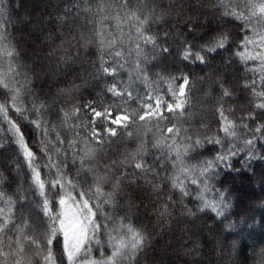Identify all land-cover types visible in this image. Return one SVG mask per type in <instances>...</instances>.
<instances>
[{"label": "trees", "instance_id": "trees-1", "mask_svg": "<svg viewBox=\"0 0 264 264\" xmlns=\"http://www.w3.org/2000/svg\"><path fill=\"white\" fill-rule=\"evenodd\" d=\"M246 2L223 0L237 11H247ZM224 12L220 0H0L4 46L14 50L12 57H0L8 84L0 85V104H7L8 119L19 129L16 134L0 117V192L13 201L16 225L10 224L4 237L0 264H42L34 246L25 242L18 253L8 247V237L15 240L21 229L43 250L50 231L43 202L47 199L58 214L66 191L77 202L79 193H86L95 213L99 243L89 244L90 259L110 256L109 237L125 235L131 225L145 236L144 244L117 264H264V109L255 107L260 100L253 94V81L257 91L264 90V73L258 60L243 63L236 55L253 29ZM137 27L155 44H145ZM221 36L228 37L225 46L207 51ZM189 46L205 57L203 63L183 59ZM248 50L261 51L256 44ZM9 62L19 75L8 72ZM103 67L116 72L107 75ZM182 77L189 81L182 109L168 112L165 105L163 119L140 120L146 111L141 104H154L157 95L175 103L168 82L174 80L176 88ZM113 84L124 94L109 92ZM88 105L110 107L113 117L127 112V127L94 117ZM221 108L235 124L234 136L223 131ZM65 112L75 114L65 121ZM94 127L116 128L117 135L104 134L98 143ZM170 127L179 132L168 133ZM18 135L33 153L31 164L45 183L44 196ZM221 155L226 159L200 176L203 166ZM136 162L144 170L136 169ZM57 179L63 188L52 187ZM174 181L182 182L187 195L173 188ZM201 195L216 204L219 215L201 210ZM0 208H6L3 201ZM51 247L56 264H68L62 233ZM83 260L82 254L75 264Z\"/></svg>", "mask_w": 264, "mask_h": 264}, {"label": "snow or ice", "instance_id": "snow-or-ice-1", "mask_svg": "<svg viewBox=\"0 0 264 264\" xmlns=\"http://www.w3.org/2000/svg\"><path fill=\"white\" fill-rule=\"evenodd\" d=\"M221 7L225 8L224 15L232 16L240 21L245 23L247 28L253 29L252 37H245L243 43L241 44V48L243 51L236 53L241 62L247 63L249 60H258L260 62L261 68L260 71L264 73V31H256V27L259 25L261 28H264V24H261V21H264V0H247L246 8L247 11H237L236 7H230L229 5H225L223 0H220ZM135 16V14H133ZM4 25L0 23V29H3ZM138 36L143 39L145 44H155V39L152 36L145 34L140 27L136 29ZM227 36H221L219 39L215 40L208 47L207 51H216L218 48H223L227 42ZM6 37L3 31H0V57L7 56L12 57L14 55V50L7 48L4 46V41ZM250 44H256L261 51L260 52H252L248 50V46ZM163 51H167V49H163ZM141 52L140 45L137 44V55L139 56ZM116 56H121L122 53L117 51L115 53ZM189 58H193L195 60L204 62L205 57L200 53H193L191 47L185 48L183 53V59L188 60ZM137 68L139 69V64H137ZM8 72L10 74L19 75L16 71L15 67L11 65L9 62ZM103 72L107 75H112L116 72V68L103 67ZM147 80V77H144ZM261 82L264 83V75L261 76ZM169 92L171 93L175 103H166L162 97L159 95L156 96L154 104H141V107L146 109L142 114H140L139 119L144 120L147 116H151L157 119H163V113L161 112L162 106H165V111L173 112L178 109H182L186 93L185 88L188 85L189 81L187 77H182V83L174 88L173 83L174 80L169 81ZM256 82L253 81V94L255 97L259 98L260 102L255 105L258 109H264V90L257 91L255 89ZM0 85L4 88H8V84L5 82L3 78V74L0 73ZM9 91H14L9 88ZM113 95H123L124 90L118 89L115 84H113L109 89ZM127 96L129 98L132 97V92L127 91ZM224 95H229L228 91L225 90ZM148 99H152V96L149 95ZM13 102V107H15V102L17 100V95H13L11 97ZM94 117L103 118L108 121L112 125H116L117 127H127V121L129 120V115L127 112H124L120 115H116L113 117V112L110 107H105L101 110H97L91 105L86 106ZM9 108L7 104H0V117L8 120L9 126L11 129L15 130V133H19V129L16 127L11 120L8 119L7 112ZM16 111H20L17 107ZM75 111H79L76 109ZM220 116L224 123L223 131L230 136H234L235 132L233 131L235 124L233 121L228 120V118L224 115V110L221 108L219 110ZM75 112L64 113L65 121H67ZM248 118H252L249 116ZM93 123H95L93 121ZM37 127H40V124L37 123ZM261 127L258 126L255 131H260ZM92 136L96 139L98 143L102 142L104 134L108 136H116L117 129L112 127H106L104 129L92 128ZM179 132V129H174V127L167 128L168 133ZM17 142L20 144L21 148L24 149L25 158L29 161L30 167H33V182L38 187L40 195L44 196L45 192V183L40 179V173L36 170L34 166H32L31 161L33 159V153L26 148L23 143L22 136H17ZM210 143L219 144V140L209 139ZM160 143V141H158ZM196 144H200L201 142L197 140ZM246 144L251 145L253 143L252 140L245 141ZM235 152L229 153V155H234ZM179 155V153H177ZM226 157L221 155L216 158L215 162H207L200 171V176H204L212 167H214L215 163H219L225 160ZM136 169L144 170V165L140 162H136L134 164ZM185 172L191 171L183 170ZM68 185L73 188L75 185L71 180L66 182ZM192 183H197V179H193ZM57 185H60L61 188L64 187V184L61 182V179H57L53 181L52 187L55 188ZM173 188H179V190L187 195L182 182L177 184L175 181L173 182ZM205 191L207 190V186H205ZM99 188H97V192H99ZM86 193L81 191L79 193V202L75 196L72 195L71 191H66L65 195L62 196L58 203L60 205L61 211L57 213H53L49 208V202L47 199L43 202V212L45 216L49 217V234L46 236V247L41 250V242L36 239L29 237L22 233L21 229H17V237L15 240H12L11 237H8L9 243L8 247L12 248L15 246L17 248L18 253L24 252L23 244L25 242L35 247L36 254L40 257L42 264H56V257L52 251V243L56 237L57 232L63 234L64 238V253L67 256L68 264H75L78 257L82 254L84 256L83 264H117L118 259L123 258L124 256H134L135 253L142 248L145 236L137 229H134L131 225L126 226V234L118 237H109V241L112 247L111 255L106 258H101L99 260L90 259V247L89 244L91 242L99 243L95 238V233L99 228V225H96L92 219L95 213L92 211V208L89 206L88 199H85ZM202 201L203 208L211 209L212 211L220 214V210L217 208L215 203H211L204 199L203 195L199 197ZM0 201H3L6 205V208H0V256L5 255V250L3 247L4 237L7 232L11 231L9 229V225L12 224L13 228L16 225L13 223V215H12V206L13 201L10 198H6L2 192H0ZM58 224V226H57ZM12 255H16L17 253H10ZM6 264V262H5ZM15 264H21L20 260H16Z\"/></svg>", "mask_w": 264, "mask_h": 264}, {"label": "rangeland", "instance_id": "rangeland-1", "mask_svg": "<svg viewBox=\"0 0 264 264\" xmlns=\"http://www.w3.org/2000/svg\"><path fill=\"white\" fill-rule=\"evenodd\" d=\"M167 254H169V253H167ZM170 254H171V253H170ZM170 256H171V255H170ZM170 256H169V257H170ZM76 261H77V260H76ZM165 263H166V264H170L167 260H165ZM77 264H83V261H82V263H77Z\"/></svg>", "mask_w": 264, "mask_h": 264}]
</instances>
